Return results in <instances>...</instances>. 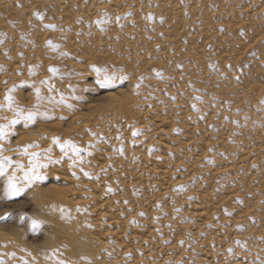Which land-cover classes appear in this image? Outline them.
<instances>
[{"label":"rangeland","instance_id":"rangeland-1","mask_svg":"<svg viewBox=\"0 0 264 264\" xmlns=\"http://www.w3.org/2000/svg\"><path fill=\"white\" fill-rule=\"evenodd\" d=\"M12 1L0 0V264H205L204 252L264 264V0Z\"/></svg>","mask_w":264,"mask_h":264},{"label":"bare ground","instance_id":"bare-ground-1","mask_svg":"<svg viewBox=\"0 0 264 264\" xmlns=\"http://www.w3.org/2000/svg\"><path fill=\"white\" fill-rule=\"evenodd\" d=\"M82 1H84V0H82ZM109 1H111L110 2V4L112 3V5H113V9H118L119 7H118V3L121 1V0H109ZM171 0H169L168 2H170ZM14 2H16V4H17V2H18V0L16 1V0H13L12 1V4H14ZM92 2V1H91ZM90 2V3H91ZM42 3H43V1L42 0H40V1H35L34 2V4H36L37 6H36V8H39L40 9V11H45V9H44V7H42ZM66 4V2H62V4L61 5H65ZM9 6H11V2H8V1H5L2 5H1V7H2V9H1V11H5V10H7V8H9ZM90 6H91V4H90ZM13 7H15V6H13ZM30 9H26V8H24V9H22V11H21V13L22 14H26V15H28L29 13H31L32 11H31V6L29 7ZM14 11V10H13ZM16 11H19V10H16ZM1 13V12H0ZM34 49H36V48H34ZM41 52H42V54L44 53V54H46V52H49V49H46L45 47H42L41 48ZM90 60V59H89ZM91 61V60H90ZM45 74L46 73H43V76H41L39 79H48L46 76H45ZM50 80H53L54 78H49ZM127 102H128V100H124L123 102H122V106H124V105H126L127 104ZM157 124H158V126L159 127H161V126H166L167 127V130H170L171 129V124H168V123H165V121H164V119H160L158 122H157ZM141 128L142 127H139V132H142V130H141ZM158 130H159V128H158ZM143 135H146L145 133L143 134ZM143 135H141V137L143 136ZM27 141H30L29 139H27ZM49 145V143H47V144H44V146L45 147H47ZM106 163H107V159H98L97 160V167L98 168H102V167H104L105 165H106ZM155 172H156V174L158 175V177L162 180V185L164 186H168L169 185V173H168V171H167V169L165 168V167H162V166H158V167H156L155 169ZM53 172H57L58 174H56L57 175V177L60 179V180H62L64 183H66L67 185H70L71 184V177H70V175L68 174V173H61V171H54L53 170ZM164 181V182H163ZM168 182V183H167ZM52 189H54V188H52ZM62 193L63 192H61V196H62ZM64 194V193H63ZM60 195V194H59ZM95 195V198L97 199V198H99V194H94ZM61 200L62 201H64V202H67L66 201V197H62L61 198ZM71 202H73L74 204H77V202L78 201H80V199H74V200H70ZM103 202H105V201H99V199H97V203H96V206H102L103 205ZM192 208H193V210H194V213H195V215L200 219V226L202 227L203 225H206V224H209L210 222H211V214L212 213H210V211H206L202 206H198V205H194V206H192ZM96 218H101V219H104V220H106L108 223L107 224H116V222H117V220H115V219H113V218H109V217H107V215L105 214V212H98L97 213V215L95 216ZM124 222V221H123ZM63 229H64V227L63 226H61ZM113 229H115V228H113ZM195 229H197V230H199V229H201V228H195ZM197 230H195L196 232H197ZM149 233V232H148ZM111 237L112 238H114L115 240H116V242H117V244L120 246V247H122V249L124 250V252H128L130 249H132L133 248V244H128L127 242H126V240L123 238V236L119 233V232H117L116 230H114V231H112L111 232ZM64 248H66V247H64V246H62V245H60V244H57V245H55V249H56V252H57V254H60V252H59V250L61 249V250H63ZM54 249V250H55ZM144 253V258H148V259H150L151 258V253L149 252L148 253V251L147 252H143ZM252 253H254V252H250L248 255H247V257H251L252 255H254V254H252ZM170 254L171 253H169V254H166V255H164V259H162L159 263H157V262H154V264H164V262H165V260H167V259H169L170 257ZM128 256V255H127ZM126 256V261L128 262V264H135L136 262H137V260H138V258L139 257H133V258H130V257H127ZM64 257V256H63ZM132 257V256H131ZM203 257L204 258H202V262H204L205 264H218L217 262H218V260L216 261V259H215V255H213V253L212 252H204V254H203ZM253 257V256H252ZM223 258H225V257H221V259H223ZM85 260H84V262H90V258L88 257V256H86L85 258H84ZM177 259H178V257H177ZM51 259H49L48 261H50ZM251 260H252V258L251 259H249V262L251 263ZM163 262V263H162ZM30 264H50V263H48V262H45L44 260H42V259H40V258H37V259H32V262L30 263ZM219 264H222V263H220V261H219Z\"/></svg>","mask_w":264,"mask_h":264},{"label":"snow or ice","instance_id":"snow-or-ice-1","mask_svg":"<svg viewBox=\"0 0 264 264\" xmlns=\"http://www.w3.org/2000/svg\"><path fill=\"white\" fill-rule=\"evenodd\" d=\"M51 70H52L53 72L56 71L55 69H51ZM20 191H21L20 189H17V188L15 187V185H12V184L10 183V196H9V198H11V195H18ZM33 223H35V222H33Z\"/></svg>","mask_w":264,"mask_h":264}]
</instances>
